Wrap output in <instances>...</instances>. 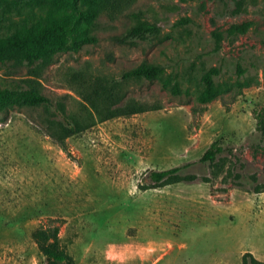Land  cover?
Instances as JSON below:
<instances>
[{"label": "rangeland", "instance_id": "rangeland-1", "mask_svg": "<svg viewBox=\"0 0 264 264\" xmlns=\"http://www.w3.org/2000/svg\"><path fill=\"white\" fill-rule=\"evenodd\" d=\"M27 16L0 3V37ZM144 25L157 33L124 41ZM94 27L97 43L39 70L55 104L81 111L75 72L109 81L143 61L162 65L184 94L159 79L132 82L126 99L155 109L98 122L67 139V150L46 133L42 109L0 114V264H46L33 233L52 226L74 264H243L247 253L264 263V192L250 191L264 185V141L248 142L264 112V0H137ZM212 68L219 96L194 114ZM31 75L0 63V88ZM216 141L229 161L220 176L199 163ZM189 163L197 180L147 188L149 172Z\"/></svg>", "mask_w": 264, "mask_h": 264}, {"label": "trees", "instance_id": "trees-1", "mask_svg": "<svg viewBox=\"0 0 264 264\" xmlns=\"http://www.w3.org/2000/svg\"><path fill=\"white\" fill-rule=\"evenodd\" d=\"M136 2L137 0H0L1 5L8 9L20 11L25 8L28 12L16 33L0 37V63L13 62L14 65L25 66L32 72L29 79L21 81L22 84L0 88V114L17 107L42 109L47 112L46 133L63 150H67V139L93 128L98 122L155 109L146 107L135 99H126L125 87L132 82L159 79L163 89L171 95L182 96L184 92L177 81L164 79L165 68L148 61L124 70L119 79L113 78L109 81L100 76L88 77L83 71L73 73L72 83L83 103L78 114L69 112L63 103L55 104L40 91V83L36 81L39 70L52 65L59 54L69 51L76 53L85 45L97 43V38L92 34L96 22L103 16L113 18L119 15ZM244 30V26L233 29L242 32ZM156 33L154 26H138L125 36L124 41L144 40ZM239 70L240 76H243L244 70ZM219 75L218 68H212L203 75L201 82L204 88L196 97L198 106L193 107L194 114L200 113L197 107L205 108L219 96L215 83ZM235 86L241 89L240 84ZM185 94L189 95L187 91ZM256 119L257 131L248 137L250 144L264 141V112L258 113ZM225 152L226 148L216 141L206 150L199 163L208 164L213 168L215 176H220L229 162ZM192 165L189 163L165 171L149 172L146 176L150 181L147 188L197 180L198 175L186 172ZM227 172L231 170L228 169ZM202 180L209 181L206 177H202ZM250 191L262 193L264 185H257ZM59 233V226L39 227L33 233V239L45 256L46 264H74L73 259L61 248ZM243 264L264 263L247 253Z\"/></svg>", "mask_w": 264, "mask_h": 264}]
</instances>
